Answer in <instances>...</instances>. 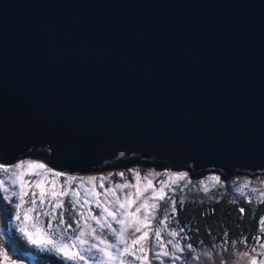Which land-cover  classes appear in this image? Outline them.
Here are the masks:
<instances>
[{
    "label": "water",
    "instance_id": "95a60500",
    "mask_svg": "<svg viewBox=\"0 0 264 264\" xmlns=\"http://www.w3.org/2000/svg\"><path fill=\"white\" fill-rule=\"evenodd\" d=\"M19 156L264 173V0H0V164Z\"/></svg>",
    "mask_w": 264,
    "mask_h": 264
},
{
    "label": "rangeland",
    "instance_id": "374dc122",
    "mask_svg": "<svg viewBox=\"0 0 264 264\" xmlns=\"http://www.w3.org/2000/svg\"><path fill=\"white\" fill-rule=\"evenodd\" d=\"M35 161L37 163H43L47 168H49L43 160L38 157L32 156H19L14 159L12 162L5 164L6 166H14L20 161ZM53 173L50 174L53 178L57 187L59 188L63 182L67 179L68 176H74L78 179L73 182L71 187L75 188L80 185L81 179H84V186L80 187V192L83 194L85 188L92 187V184L87 183V177H96V180L93 182L96 186V190L100 193H104L107 188H114L116 184H124L125 182H129L130 184H136L137 180L140 182V187H143L147 181L144 179L145 176L148 179H151L154 185L159 188L161 180H168L169 176L173 173H186V170L183 168L171 169L168 166L156 168L150 164H146L145 166L140 165L138 163L127 164L126 166L115 167L102 169L99 171L93 172H83V173H72L65 172L60 170L52 169ZM209 171V172H208ZM56 172L62 173L60 177H55L54 174ZM140 173L138 178L134 177V173ZM120 173H124V176H121ZM240 173V172H239ZM238 173V174H239ZM159 174V175H157ZM216 172L211 170L203 171L200 175H197L193 178L188 177L187 175L183 180H178L177 183L171 184L167 186L169 201L174 199L173 193L176 191V197H181V194L184 192H188L189 189L193 191H199V193L203 194L205 189L207 191L213 186L216 181ZM237 174V173H234ZM11 173H4L0 171V179L5 180V186L0 188V195L3 200L6 202V207L10 208L9 216L7 217V224L9 223L15 229V231L23 237V239L32 244L28 238L27 232H33L35 235H40L45 231L51 235V237L55 240V245L45 244V245H34L39 250H46L54 253L59 258H61L65 264H120V260L124 258H128L124 261V264H142L141 261L136 259V256L143 255V253L136 251V256L124 255L121 256V250L124 248V244H121L116 235L113 234L109 229H101L98 225H96L95 221L89 220L88 222L96 228V234L102 236L103 238L108 239L111 244L117 245V247L110 249L113 252L114 256L118 257L117 259L109 260L107 257L103 256L97 249L93 248L91 252L86 251L92 244H99L100 242L95 239L93 235L88 234V230L85 227V236L83 237L88 241V244H85L83 247L79 245V241H74L72 238L78 234L79 228L84 226V221L79 219V211H85L86 209H78L72 208L70 197L64 198L65 204L63 209H57L55 212L51 211L52 203L46 202L45 205L40 206L39 202L37 203V213H32L36 217L35 223L36 227L40 229V233H36L35 229L31 227L33 224L32 220L27 222L17 221L16 214L17 208L16 205L20 202L18 195H13V193H19L20 187L19 184H12L8 179ZM251 179H243L241 177H234L232 179V186L234 188H239L238 192L241 196L249 194H253L255 196H262L264 194V173H251L248 174ZM29 178V177H26ZM36 177H32L35 179ZM106 178V179H105ZM175 179V177H173ZM195 179V180H194ZM194 180V181H193ZM103 183L104 187L101 188L100 184ZM187 190V191H184ZM37 194H38V190ZM134 191L132 187L119 189L117 190L118 194L121 198L124 197L126 192ZM248 193V195H247ZM185 194V193H184ZM31 197V191H29V196L25 197V199H29ZM100 199H103V195H101ZM31 205L25 204L19 210L21 216H23L24 211L30 207ZM138 206L134 205L133 209ZM170 207V203L168 205ZM91 208L93 214H99L101 209L97 208L95 204L88 206ZM163 205L161 211L157 214L156 220L153 221L152 227H160L162 229L161 240L157 242L154 234H150L148 245L146 246V252L149 256L148 264H250L252 257L257 258V264H260V261H264V224L261 223L260 228L262 230V236L255 240L251 244H243L241 241H233L228 244H211V245H192V248H187L189 245L186 241H184L180 236L171 237L169 232L173 230L171 226H169L168 221L160 224L159 220L163 219ZM64 212L65 219L72 224V228H67V225H59L57 223L59 219L60 212ZM49 212L50 214L45 216L40 213ZM170 214V213H169ZM51 222V226H48V222ZM27 224V228L25 231H21L20 229ZM114 228L117 230L120 229V225L115 221H111ZM131 229L129 233H131ZM7 228L4 229L2 225H0V249H3L7 252L9 260L5 261L3 256L0 255V264H47L44 260L38 258L34 254H29L25 251L18 250L12 239L7 235ZM136 235H140V233H136ZM130 236L126 235V239L130 242ZM168 240H173L174 243L179 242L181 247L184 249L183 251H178L173 248L171 244H167ZM75 243L77 247L71 248L70 251H79L81 255L86 257L85 260L81 261L78 258L76 260L67 259L64 254L59 250L62 244H72ZM159 243H164L165 248L163 250L169 251V256H163L162 250L159 247ZM104 247V245H100ZM139 246H134V248H138ZM255 249V251H253ZM175 252L176 256L173 257L171 253ZM247 252L249 255L244 256L243 253ZM160 253L159 259H157L156 254ZM208 255H205V254ZM130 258V259H129Z\"/></svg>",
    "mask_w": 264,
    "mask_h": 264
},
{
    "label": "snow or ice",
    "instance_id": "6c2138e0",
    "mask_svg": "<svg viewBox=\"0 0 264 264\" xmlns=\"http://www.w3.org/2000/svg\"><path fill=\"white\" fill-rule=\"evenodd\" d=\"M0 171L4 173H11L8 176V179L12 184H19L20 192L13 193V195H18L20 202L16 205L17 214L16 220L27 222L29 220L33 221L31 227L35 229L36 233H40V229L36 227V217L30 215L32 213H37V203L39 202L40 206L45 205L46 202L52 203L51 211L55 212L57 209H63L65 200L64 198L70 197V203L72 208L86 209L85 211H79V219L84 221V226L79 228V232L72 239L74 241H79V245L83 247L85 244H88V241L84 239L85 236V227L88 230V234L93 235L99 244H92L86 251L91 252L93 248L97 249L103 256L107 257L109 260L117 259L118 257L114 256L113 252L110 249L117 247L115 244H111L108 239L103 238L100 235L96 234V228L93 227L89 220L95 221L101 229H109L113 234L116 235L118 241L121 244H124V248L121 250L120 255H129L136 256V251L143 253V255L136 256V259L141 261L142 264H148L149 256L146 252V246L148 245L150 234H154L157 242L161 240L162 229L160 227H152L153 221L156 220L157 214L161 211L163 205V219L159 220L158 223L163 224L165 221L170 219L176 214V203L175 199L169 201L167 186L169 183L175 184L178 180H183L186 173H173L169 176L168 180H161L160 187L157 188L151 179H148L147 176L144 179L147 181L143 187H140V182L137 180L136 184H130L125 182L124 184H116L114 188L105 189L104 193H100L96 190V186L93 183L96 180V177H87L85 178L87 183L92 184V187L85 188L84 193L80 192V187L84 186V179H81L80 185L78 187H71L74 181L78 178L74 176H68L63 184L58 188L57 184L54 181V178L50 175L53 173L51 168H47L43 163H37L35 161H20L14 166H6L0 164ZM62 173L56 172L55 177H60ZM121 176H124V173H120ZM159 175V174H157ZM140 173L135 172L134 177L138 178ZM29 177V178H26ZM32 177H36L32 179ZM175 177V179H173ZM106 179V178H105ZM215 179H219L216 177ZM5 186V180L0 179V188ZM100 187L103 188V183L100 184ZM132 187L134 191L126 192L124 197L118 194L117 190L125 189ZM38 190V194L37 191ZM29 191H31V197L25 199L29 196ZM207 191V189H205ZM103 195V199H100ZM99 209L100 213L93 214L91 208L88 207L92 204ZM170 203V207L168 206ZM183 205V200L180 201ZM25 204L31 205L25 211L23 216L20 214V209ZM134 205H138L133 209ZM241 212L244 211L243 208L240 209ZM42 215H49V212L40 213ZM111 221H115L121 227L119 230L113 227ZM262 224H264V217L261 218ZM59 225H67V228H72V224L69 223L64 216V212L61 211L59 214V219L57 221ZM48 226H51V222H48ZM27 224L22 227L20 230L25 231ZM132 230L129 233V230ZM180 232H183V229H173L169 232L171 237H177ZM140 233V235H136ZM28 238L34 245H45L51 244L55 245V240L51 237L46 231L40 235H35L33 232H27ZM126 235L130 236V242L126 239ZM246 243V241H242ZM104 245L101 247L100 245ZM167 244H171L173 248L178 251H183L179 242L174 243L173 240H168ZM134 246H139L134 248ZM77 245L72 244H62L60 246V251L64 254L67 259L76 260L77 258L81 261L85 260L86 257L81 255L79 251H70L71 248H75ZM159 247L162 250L163 256H169V251L163 250L165 248L164 243H159ZM264 247V245H261ZM187 248L191 249L192 245H187ZM255 251V249H253ZM0 255L3 256L4 260H9L7 252L3 249H0ZM173 257L176 256V253H171ZM205 255H208L207 253ZM242 255L248 256L247 252ZM157 259L160 257V253L156 254ZM14 264V262H13ZM120 264H124V260H120ZM250 264H257V258L252 257ZM260 264H264V261H260Z\"/></svg>",
    "mask_w": 264,
    "mask_h": 264
},
{
    "label": "trees",
    "instance_id": "16d2710c",
    "mask_svg": "<svg viewBox=\"0 0 264 264\" xmlns=\"http://www.w3.org/2000/svg\"><path fill=\"white\" fill-rule=\"evenodd\" d=\"M234 177L251 179L245 173H232L224 179H216L213 186L203 194L189 189L179 198L174 191L177 211L174 217L169 214L168 224L173 229H183V232L179 233L180 238L191 245H211L228 244L233 241H246L242 243L251 244L254 238L262 236L260 225L261 218L264 217V194L259 198L252 193L241 196L239 188L233 189L231 178ZM181 200L183 205L180 203ZM241 208L244 209L243 212L240 211ZM9 210L8 206V216ZM6 228L7 235L18 250L34 254L47 264H65L54 253L39 250L26 242L9 223Z\"/></svg>",
    "mask_w": 264,
    "mask_h": 264
}]
</instances>
